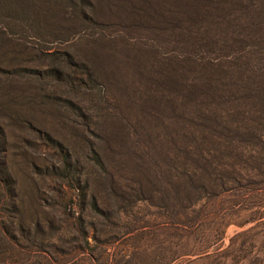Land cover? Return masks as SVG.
Listing matches in <instances>:
<instances>
[{
	"label": "rangeland",
	"instance_id": "374dc122",
	"mask_svg": "<svg viewBox=\"0 0 264 264\" xmlns=\"http://www.w3.org/2000/svg\"><path fill=\"white\" fill-rule=\"evenodd\" d=\"M0 264H264V0H0Z\"/></svg>",
	"mask_w": 264,
	"mask_h": 264
},
{
	"label": "trees",
	"instance_id": "16d2710c",
	"mask_svg": "<svg viewBox=\"0 0 264 264\" xmlns=\"http://www.w3.org/2000/svg\"><path fill=\"white\" fill-rule=\"evenodd\" d=\"M64 160H65L66 163L68 162V161H67V158H65Z\"/></svg>",
	"mask_w": 264,
	"mask_h": 264
}]
</instances>
